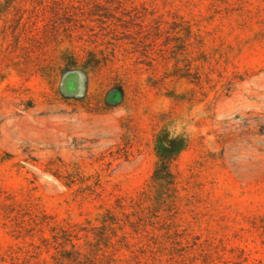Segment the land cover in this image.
Instances as JSON below:
<instances>
[{
  "label": "rangeland",
  "instance_id": "374dc122",
  "mask_svg": "<svg viewBox=\"0 0 264 264\" xmlns=\"http://www.w3.org/2000/svg\"><path fill=\"white\" fill-rule=\"evenodd\" d=\"M116 16L96 24L124 32L102 38L105 65L0 79V189L28 234L0 222V264H52L51 229L135 197L157 135L184 146L180 224L264 264V0H138Z\"/></svg>",
  "mask_w": 264,
  "mask_h": 264
},
{
  "label": "trees",
  "instance_id": "16d2710c",
  "mask_svg": "<svg viewBox=\"0 0 264 264\" xmlns=\"http://www.w3.org/2000/svg\"><path fill=\"white\" fill-rule=\"evenodd\" d=\"M137 1L0 0V79L15 72L40 74L53 83L61 69L105 65L102 38L124 32L112 27L99 33L96 24ZM154 143L157 160L141 192L104 210L96 222L51 229L52 242L42 246L52 253V264H249L245 249L228 250L222 238L203 237L180 224L175 162L184 146L168 145L161 135ZM23 211L0 189V222L21 242L28 235Z\"/></svg>",
  "mask_w": 264,
  "mask_h": 264
}]
</instances>
